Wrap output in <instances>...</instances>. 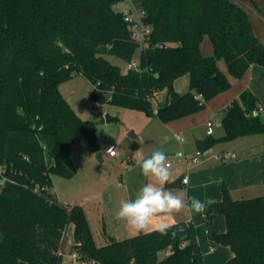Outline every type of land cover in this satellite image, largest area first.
Returning <instances> with one entry per match:
<instances>
[{
  "label": "trees",
  "instance_id": "16d2710c",
  "mask_svg": "<svg viewBox=\"0 0 264 264\" xmlns=\"http://www.w3.org/2000/svg\"><path fill=\"white\" fill-rule=\"evenodd\" d=\"M119 1L0 0V264H64L71 224L76 251L92 264H205L192 223H172L168 236L154 228L98 245L84 208L56 197L54 176L76 173L71 147L77 136L99 151L96 123L74 111L59 85L82 74L96 100L166 123L205 109L231 87L219 59L236 77L252 65L264 67V42L231 0H131L152 28L141 49L125 13L114 9ZM205 35L212 55L201 50ZM138 51V68L126 72L107 58L130 62ZM183 76L189 89L170 90ZM161 91L167 97L154 105ZM222 124L224 135L207 138L206 148L264 133L258 96L245 89L225 107ZM205 214L211 222L217 214L225 217L226 230L211 235L233 251L223 264H264V195L234 199L225 187ZM177 226L183 231L173 236Z\"/></svg>",
  "mask_w": 264,
  "mask_h": 264
},
{
  "label": "crops",
  "instance_id": "0c3cea01",
  "mask_svg": "<svg viewBox=\"0 0 264 264\" xmlns=\"http://www.w3.org/2000/svg\"><path fill=\"white\" fill-rule=\"evenodd\" d=\"M209 40L210 39H206L205 37L200 46L205 55L213 54L212 46H210L211 41ZM261 41L264 42L263 40ZM218 64L221 70L226 74L224 71L226 69L225 60L223 58L219 59ZM227 77L230 78L228 75ZM177 81L178 79L174 84L175 90L178 92L184 91L176 88ZM230 81L232 85L233 80H231V78ZM184 86L185 89L186 87H189V77H187V79L185 78ZM247 88L251 89L258 96L260 110L264 113V67H262V65H252L246 71L245 81L241 84L237 92L229 93L227 90L217 94L207 102L206 108L208 106H228L231 103L230 101L236 97L233 96L234 94L238 95L237 93H239V90L242 93ZM134 114L138 121V125L134 123L130 124L127 129L134 128L129 132L133 133V136L135 135L133 139H138V141L123 140L120 147H117V154L115 156H110L106 152V149L114 143L107 145L104 154L102 153L101 161H105L104 156H106L109 158V162L112 163L113 168H109L105 170L103 174L99 175L98 179L100 181H105L103 188L104 191L99 189L93 192V194L100 191L103 193L105 191L108 192L109 189L115 187L114 189L117 191L120 190L124 192L126 190L124 199L134 198L135 194L143 184L154 182V178L144 177L141 174L138 162L149 156L152 151L157 148H162L166 152L168 164L170 165L169 170L171 176L164 187L167 190H172L174 193L183 192L186 204L193 196L198 197L202 201L211 200L213 201L212 203L218 202L223 198V189H225V187L229 190L232 198H234L235 193L264 191V144H262L264 143V139L261 140V145L259 147L252 145L251 147L242 148L238 153L235 151L230 152L235 153L236 157L222 161L215 156L223 152H228L224 148L220 149L219 145V147L213 145L209 148L205 147L200 149L198 144L199 141H206V139L211 136L207 135L206 122L211 118L215 120L212 116V110H201L194 114L166 123L161 121L156 115H147L142 111H136ZM215 121L216 123L218 122L217 120ZM174 133L180 134L183 137V141H178L173 136ZM221 133H223V131ZM223 135L224 134H222V136ZM165 137H167V139H165ZM97 140L99 144L100 139L98 135ZM199 150H201L200 161L196 164L189 162L188 157ZM93 154L95 153L91 152L89 155L86 162L87 164L85 165L87 168H89L88 165L91 166V168L97 166ZM79 171L80 170L78 169L75 173V177L78 176ZM185 176H188L189 178L187 184L183 182ZM59 178L60 176H54L53 189L55 184L60 180ZM87 180L91 183L96 182L95 178H87L86 181ZM77 189L78 188L75 187V202L80 203L84 196L80 193L78 194ZM55 195L61 201L68 200L67 191L60 187L57 189L55 188ZM112 197L111 193L108 197L104 196L101 201L98 200L97 196H94L93 198L86 200V202H81L93 237L98 245L109 241H105V238L103 237H107L108 233L112 231L115 225V221L112 219V215H115V213L111 208L112 212L108 210L111 204L109 205L107 202L111 200L110 202L114 204V200L111 199ZM99 201L101 205L99 210H97ZM119 205L120 202H117L114 204V207L116 208L117 206V208H119ZM91 217L96 219V229L91 223ZM99 218H102L100 222L98 221ZM160 220V217L155 218L152 222V227L149 230L154 229ZM166 220L170 224L192 223L195 225L208 219H206L203 214H194L188 211L186 207L183 212L176 214L171 218H166ZM98 223H102L103 233H101V230L97 227ZM124 223L125 229L128 232L127 236L136 233V231H133L126 222ZM215 225H219L218 229L220 230H217L214 233L224 232L226 229L222 226L221 220L217 221L216 224H214V227ZM204 233L210 235L209 229L205 228ZM213 242L214 241L210 239L209 243L213 244ZM219 246V253L205 259V264H223L233 256V251L230 247L222 244H219Z\"/></svg>",
  "mask_w": 264,
  "mask_h": 264
},
{
  "label": "rangeland",
  "instance_id": "374dc122",
  "mask_svg": "<svg viewBox=\"0 0 264 264\" xmlns=\"http://www.w3.org/2000/svg\"><path fill=\"white\" fill-rule=\"evenodd\" d=\"M235 5L240 6L243 8L247 15L250 16L253 29L256 32V35L264 41V0H231ZM134 7L138 8L136 5L134 6L133 2L131 0H122L117 2L114 5V9L117 11H122L123 13H128L129 11H134ZM210 39L209 35H205L204 38ZM210 41V40H209ZM210 46H212V43L210 42ZM214 46L211 48L213 49ZM140 51L137 52L136 57L139 58ZM107 58L115 65H118L121 67V69L126 72L130 69L127 67L128 62L124 61L123 59H120L113 55H107ZM226 69L224 70L226 74L231 78L232 85L228 89L229 93L237 92V90L240 88L241 84L245 81V74L241 77H236L231 74L227 62H226ZM188 76H183L178 79L176 82V88L180 90H188L189 87H186L185 89V78L187 79ZM59 88L63 95L66 97L68 102L72 105V108L74 111L83 119H90L93 120L96 123V135L99 136V146L101 153L104 154L105 148L108 144L114 143L117 147H120V144L123 143V140L127 141H138V139H133V137L130 136V130L134 128H129L130 124H136L138 125V121L135 118V112L140 111L137 109L132 108H126L120 105H115L112 102L105 100V101H98L92 96V90H93V83L90 81L89 78L82 74H75L72 75L67 80H64L60 83ZM182 91V93L184 92ZM227 91V90H225ZM181 92V91H180ZM238 95H235L234 93V99H239L241 95V91H238ZM107 94V92H106ZM167 97L166 91H161L160 93H157L155 97H152V102L154 105H157L158 101H164V99ZM231 102V101H230ZM229 104V103H228ZM226 106V105H225ZM225 106L221 107H211L208 106L207 108L203 109V111H209L212 110V116L217 120L216 126L214 127V134L211 135L214 138H221L222 134H224V125L222 124V117H223V111ZM143 112V111H142ZM110 114L111 116H117L119 118V121H112L107 122L106 115ZM223 131V133H221ZM264 139V133H256V134H249V135H242L231 139H224L217 142L215 145H219L220 149L224 148L228 152H239L242 148L251 147L252 145L255 147H259L261 144V140ZM264 144V143H262ZM218 146V147H219ZM91 151L88 147V144L86 142L85 136L80 133L77 136V139L73 143L71 147V155L74 160V163L77 167V170L79 169L78 176L75 177L72 175L69 178L60 177L59 181L55 184L53 191L55 192V188H62L67 191L68 193V200L62 201V202H68L70 205H82L81 202H86L89 198H93L94 196L98 197V200H103L104 196L110 195L112 193V198L114 200V204L117 202H120L125 198V193L116 190L114 188L109 189L108 192H98L96 194H93V192L104 188V182L100 181L99 175L103 174L105 170L109 168H113V165L111 162H109V158L104 156L105 161H100L96 157V153L93 154V157L95 159V163L97 166L94 168H91V166L88 165L89 168H87L85 165L87 164V160L89 158ZM76 170V172H77ZM95 178L96 182H89V180L86 181V179ZM86 181V182H85ZM93 181V179H92ZM103 182V183H102ZM75 187L78 189V194L80 193L83 195V200H81L80 203L75 202ZM104 191V190H103ZM116 191V192H114ZM264 195V191H257V192H244V193H235L234 198L241 199L242 198H252L256 196ZM100 201L98 202L97 210H99V207L101 205ZM111 200L107 201L108 204L111 206L108 208L109 211L114 213L118 211L119 208L114 207V204L110 202ZM85 205V204H84ZM112 210H111V209ZM102 218H99L98 221L100 222ZM112 219L115 223L114 228L111 232L108 233L107 237L105 238V241L109 240V237H114L116 239H122L127 236V231L125 229V223L124 221H118L115 219V215H112ZM212 222L209 220H205L202 223L195 224L196 229V236L197 239L201 245V249L203 250L204 260L207 258L212 257L215 254L219 253L220 246L218 243L213 242V244L209 243L211 239V235L216 232L219 228V225H215L217 221H222V226L226 228V220L224 215L217 214L212 218ZM91 223L93 224V227L96 229V219L91 217ZM219 223V222H218ZM98 228L101 230V233H103V226L102 223L97 224ZM111 225V223H110ZM207 228L210 231V235H206L204 233V229ZM217 228V229H215ZM226 230V229H225ZM75 236H74V225L71 224L68 227V230L65 233V241L63 246V263L64 264H92L88 262L85 258H83L75 249ZM212 249V250H211ZM207 264V263H206Z\"/></svg>",
  "mask_w": 264,
  "mask_h": 264
},
{
  "label": "clouds",
  "instance_id": "9594fccd",
  "mask_svg": "<svg viewBox=\"0 0 264 264\" xmlns=\"http://www.w3.org/2000/svg\"><path fill=\"white\" fill-rule=\"evenodd\" d=\"M176 139L181 141V136L177 135ZM108 152H113V150L110 148ZM138 167L144 177L154 178V182L143 184L134 198L121 200L119 209L115 212V219L126 222L133 231L149 230L153 220L160 217L161 220L155 230L161 236H168L173 225L168 223L166 218L183 212L186 207L188 211L202 215L213 202L211 200L202 201L193 196L186 204L183 192L174 193L164 187L171 173L168 157L162 148L155 149L149 156L139 161ZM188 182L189 178L185 177L184 183ZM182 231L183 229L177 226V231L172 232V235L175 236L177 232Z\"/></svg>",
  "mask_w": 264,
  "mask_h": 264
},
{
  "label": "built area",
  "instance_id": "2783aa9c",
  "mask_svg": "<svg viewBox=\"0 0 264 264\" xmlns=\"http://www.w3.org/2000/svg\"><path fill=\"white\" fill-rule=\"evenodd\" d=\"M144 15H145V11H143L142 9H137L134 7V11H129L128 13H125L124 15V19L125 21L128 23L131 31H132V37L139 40V42L141 43V49L143 47H145L148 44V37L149 34L151 33V27H149L145 22H144ZM134 60L128 62V68L129 69H137L140 63V56L139 58H137L136 56L133 58ZM154 112H157V108L154 109ZM206 126H207V135H212L214 133V127L216 126V121L214 119H209L206 122ZM177 135H180L178 133H174L173 136L176 138ZM181 136V135H180ZM181 141H183V137L181 136ZM112 149L113 152H108L109 149ZM106 152L110 155V156H115L117 154V146L115 144L110 145L107 149ZM200 155H201V150H199L198 152L191 154L188 157V161L191 163H198L200 161ZM216 158L222 160V161H226L228 159H232L236 157L235 153H230V152H223L219 155L215 156ZM3 167L2 165H0V173H3ZM188 177V176H185ZM183 178V182L184 179ZM5 179H3L2 181H4ZM203 216L206 218V214H203Z\"/></svg>",
  "mask_w": 264,
  "mask_h": 264
},
{
  "label": "water",
  "instance_id": "95a60500",
  "mask_svg": "<svg viewBox=\"0 0 264 264\" xmlns=\"http://www.w3.org/2000/svg\"><path fill=\"white\" fill-rule=\"evenodd\" d=\"M169 89L170 90H174L175 89V87H174V85L172 84V85H170V87H169ZM106 120H107V122H112V121H119V118L117 117V116H111L110 114H107L106 115ZM130 136L131 137H134L133 136V133H130ZM199 146L200 147H202V148H205L206 147V143H205V141H199ZM96 157L101 161L102 160V153H101V151H98L97 153H96ZM116 240V238H114V237H109V241L110 242H113V241H115Z\"/></svg>",
  "mask_w": 264,
  "mask_h": 264
}]
</instances>
